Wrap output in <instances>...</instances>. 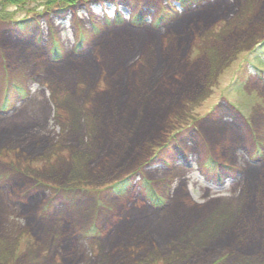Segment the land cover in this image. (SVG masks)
<instances>
[{
	"label": "rangeland",
	"instance_id": "rangeland-1",
	"mask_svg": "<svg viewBox=\"0 0 264 264\" xmlns=\"http://www.w3.org/2000/svg\"><path fill=\"white\" fill-rule=\"evenodd\" d=\"M3 11L26 34L0 23V106L4 83L27 95L10 87L13 110L0 112V148L22 167L0 182V264H264V157L251 161L252 142L264 146V0H10ZM141 107L160 120L134 146ZM134 174L159 187L161 209L137 186L114 194ZM27 176L43 186L21 185ZM52 222L101 229L80 249L68 234L52 244L39 231Z\"/></svg>",
	"mask_w": 264,
	"mask_h": 264
},
{
	"label": "trees",
	"instance_id": "trees-1",
	"mask_svg": "<svg viewBox=\"0 0 264 264\" xmlns=\"http://www.w3.org/2000/svg\"><path fill=\"white\" fill-rule=\"evenodd\" d=\"M176 1L182 5V8H184V7H187L188 5H191L193 2H196L197 0H176ZM7 5H10V0H5L4 2H2L0 4V23H8L9 24V23L13 22L12 24H13V27H14V31H13L14 34L17 35V36L20 35L21 37H23L26 34V31L24 30V27H25L24 23L16 24V23H14L13 19H10V14H3L4 13L3 10L5 9V6H7ZM206 15H208V16H206ZM202 16L203 17L204 16L210 17L212 19V17L213 18L215 17V14L212 13V11H210L208 13H204ZM136 20H137V18H136ZM138 24L140 26L142 23H138ZM208 39L212 40V37H208ZM81 47H82V44L78 45L77 48L75 49V51L79 52L81 50L80 49ZM55 52L56 53H53V52L51 53V57L53 59L60 60V53H59L58 45L55 46ZM258 62L259 61L256 60L255 63H258ZM203 68H204V64H202V65H200L198 67L199 74H200L201 78L202 77L203 78H207V75L204 72L201 71V69H203ZM190 81H192V84H191L192 90L199 89V88L203 87V85H204L203 84L204 80L202 82V80L199 78V76L190 79ZM206 82L207 81H205V84H206ZM4 84H6V85H5V88H3V91H4V95L3 96H4V98H3L2 106H0V112L3 113V114H7V113H10L11 110H13V106H14V104L9 100V96L10 97L12 96V92L10 90V87L12 88L14 93L17 95L19 100L25 101V97H26L27 93L24 94L23 89H21L16 84L11 83V86L9 85V83L8 84L4 83ZM161 97H163V96L161 95ZM162 100H163V102L167 101L164 98H162ZM223 101L228 105V107H230L231 109L233 108L235 110V111L234 110L233 111L238 114L239 119H243L244 120V117H242V114L240 113V111L236 107V105H234L231 101H228L227 99H223ZM142 108L143 107H141V109H140V113L141 114L144 113ZM140 113H139V111H137L135 119L137 120V122H139V125H138L139 128H140V126H142L140 129H143L144 131L141 132V135H140L141 137L140 136L139 137L136 136L137 139L133 142L134 146L136 144L140 143V141L143 139L142 137H144V136H146L148 134L147 133L148 131H146V130H148L151 125H154L155 123H157V121L160 120V119L157 120L158 117L156 118V116L159 113L158 114H155V113L150 114V112L147 111V113H144L143 116ZM95 115H96V117H98L101 120V125H103V123H105V122H107V125L109 124V122H108L109 118L108 119L106 118L107 116L104 115L103 111L97 110ZM113 124H115L114 120H112V123L110 125H113ZM239 127H244L243 129L247 128L246 125H244L242 123L240 124ZM105 135L108 136V133H105ZM130 135L132 136V133H130ZM260 138H263V136H261ZM252 144H255V150H256V151H253V153H252L253 154V158H255L256 155L261 156V158L264 157V146L262 144L258 143L257 141L256 142H252ZM166 145H167V149H168V145L169 144H165L164 147ZM50 148H51L50 150L52 152L55 151V150H59V149L60 150H65V149H61L58 146H51ZM16 152L17 151H15V147L4 146V147L0 148V158H1L0 165L3 168L2 170H0V173H4V174H2L0 176V182H2V180H4L5 183L10 182V166L15 165L17 169H21L22 168L18 164H16V163L14 164V160H17V153ZM46 153H47L46 155L51 154L50 152H46ZM4 154H6L8 156V159H3L2 160V157H3ZM35 155H37V154H35ZM41 156L45 157V154H41ZM51 157L52 156H50L49 159H51ZM10 158L14 159L13 162L10 161ZM25 167L29 168L28 170H34L32 168V165L30 167H28V166H25ZM202 167L203 168H207V170H209V172L212 173V174H214V172H217V169H222V167H220L218 165H215V164H212L209 160H204V164H203ZM135 178H136V174L128 176V177L122 179L121 181H118L114 185H112L111 189L113 190V192H116V193H114L115 195H123V194H126L128 191H130V189L133 188L134 186H137V188L141 191L144 200L153 209H155V210L156 209H161V205H160L161 198H160L159 193H158L159 187H157V188L151 187V184L148 183L144 179V177H142L138 183H134L135 182ZM25 181L28 184H31L33 186V189H36L39 186H43L41 184V182H39L40 180L36 181L35 179L31 178V176H27V179L21 181V185H25ZM161 182H162V180L160 181V183H158V185H161ZM27 189H28V187H27ZM34 195H35V193L30 191L29 189L26 192V196H28V198H29L28 200L29 201L33 200ZM248 195H246L245 198ZM262 207H264V206H262ZM15 208H19V207L17 205H15V204L10 203V210H14ZM21 209H22V213L23 214H27V215L29 214L28 209L26 207H21ZM103 217H105L104 214L100 215L98 218H103ZM30 221H31V223H35V221H34V219L32 217L30 218ZM35 224H37V223H35ZM52 224H53L52 226L48 225V224H42V225L39 224V231L41 230L45 234H50L49 235L50 236V242H52V244L54 243V241H55V239L57 237L55 234L60 233L58 236L64 235V234H68L70 236L72 242L75 243L78 246V248H80V249H83V247L86 248V247L94 245L96 240H97V238H98L97 234L100 232V229H101V227H100V229H98V228H95L94 226H92V227H89V228H87V229H85V230H83L81 232L78 231V233L76 234L74 231H72V229L70 231L66 230L64 232H60L55 227V226H58L57 225L58 223L52 222ZM19 241H20V239H19ZM256 242H257L256 240L249 241V244L247 246H245V247H248L246 249L245 253L252 252L250 250L256 248V246H255ZM263 243H264V241H263ZM80 252L82 254H84L83 251L80 250ZM224 260L225 259L222 258V256H221L217 261L214 262V264H223ZM54 263H55V261L53 262V264Z\"/></svg>",
	"mask_w": 264,
	"mask_h": 264
},
{
	"label": "bare ground",
	"instance_id": "bare-ground-1",
	"mask_svg": "<svg viewBox=\"0 0 264 264\" xmlns=\"http://www.w3.org/2000/svg\"><path fill=\"white\" fill-rule=\"evenodd\" d=\"M200 17H202V16H200Z\"/></svg>",
	"mask_w": 264,
	"mask_h": 264
}]
</instances>
